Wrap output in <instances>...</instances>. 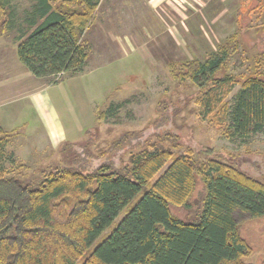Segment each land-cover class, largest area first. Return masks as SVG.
Returning <instances> with one entry per match:
<instances>
[{
    "label": "trees",
    "instance_id": "1",
    "mask_svg": "<svg viewBox=\"0 0 264 264\" xmlns=\"http://www.w3.org/2000/svg\"><path fill=\"white\" fill-rule=\"evenodd\" d=\"M34 1L26 18L30 29L17 37L21 63L52 83L83 73L89 52L83 36L101 0ZM9 6V0H0L1 36L15 26L16 12L10 8L9 17L4 15ZM236 39L203 61H174L169 69L198 88L203 116L227 125L229 136L249 137L264 130V75L222 73ZM237 85L232 102H226ZM116 108L111 103L99 110L97 120ZM15 135L0 125V264H249L243 261L250 247L237 214L264 217V183L211 149L205 150L206 161L196 163L192 154L178 153V137L167 131L157 140L168 148H143L124 168L103 162L90 170L76 158L44 169L40 180L26 181L5 169L6 161L14 162L7 148ZM128 135L116 145L124 148ZM197 175L205 187L202 211L186 221L171 207L191 208Z\"/></svg>",
    "mask_w": 264,
    "mask_h": 264
},
{
    "label": "rangeland",
    "instance_id": "2",
    "mask_svg": "<svg viewBox=\"0 0 264 264\" xmlns=\"http://www.w3.org/2000/svg\"><path fill=\"white\" fill-rule=\"evenodd\" d=\"M9 1L4 15L9 17L11 8L16 20L12 30L0 35V81L6 74H18V64L30 73L18 58L17 37L30 29L26 18L35 1ZM233 37L238 47L227 58L222 73L264 75V62L260 67L256 64L257 59L264 61V0H101L94 23L83 36L82 42L89 47L83 75L64 76L46 85L44 78L33 83L27 79L23 89L0 98L3 128L20 126L22 132L7 148L14 162L6 161L5 169L30 181L40 180L44 169L68 165L76 158L90 170L103 162L124 168L131 154L143 148H168L157 135L169 131L178 137L179 154L190 153L200 163L207 160L205 150L211 149L264 183V130L249 137L229 136L227 125L201 113L198 88L189 80L174 78L169 69L174 61H203ZM39 88L47 90L64 124L87 122L86 130L71 131L67 141L56 145L38 139L34 97H38ZM239 88L235 86L226 102H232ZM111 103L117 108L97 120L96 108L103 110ZM65 109L79 117L71 120ZM126 132L127 145L121 148L116 142ZM204 194V183L197 175L191 208L172 206V213L186 221L195 220L202 211ZM126 212H121L104 234L110 233ZM237 218L240 234L250 247L243 261L264 264V217L238 213Z\"/></svg>",
    "mask_w": 264,
    "mask_h": 264
},
{
    "label": "crops",
    "instance_id": "3",
    "mask_svg": "<svg viewBox=\"0 0 264 264\" xmlns=\"http://www.w3.org/2000/svg\"><path fill=\"white\" fill-rule=\"evenodd\" d=\"M18 67H19L18 68L19 70L17 71L18 74L13 75V73H14L13 72L12 75H11V73H9V74H6V76H2L1 81H0V98L2 96H4V94L7 95V93L12 92L15 89L16 90L23 89L25 87L24 80H25V82H27V79H29L30 82H32V83L37 82L35 80H39V79H40V81L43 80V79L38 78L36 76L34 77V75L31 73V71H30V73L32 75L19 64H18ZM79 75H83V74L81 73V74H78L75 76H70V78L72 79V78L77 77ZM24 76H25V79H24ZM64 76H69V75H64ZM46 84H53V83H50V82L46 81V79H45L44 85H46ZM41 87H43V86L41 85ZM39 90H40V93L45 94V96L39 97L41 95H40V93H38L39 94L38 97L37 98L34 97V100H35L34 106L36 105V108H37L38 114H39V119H38L39 128L37 130L38 131L37 137L39 136V134H40V136H42V137L39 136L38 139L39 138L44 139V140L50 141L56 145L57 143L67 141L68 140L67 136H68V134L71 133V131L77 130V132H80L82 130L83 131L86 130L85 125L87 122L85 124L83 122V124L81 123L79 126H78V124L76 126L69 124L70 125L69 127L67 126V124H64L61 120L62 119V117H61L62 113L59 114L57 112V110L54 108V105L52 104L53 101H51L52 100L51 97L47 94V90H43V88H39ZM96 110H97V113H96V119H97V114H98L99 108H96ZM66 111L69 113L68 115H69V118L71 120L74 119V117H79L76 114L72 113V111H68V110H66ZM91 115H92V111L91 112L89 111L88 117H91ZM84 117H86V116H84ZM91 121L92 120H90V122ZM0 125L2 127H4L1 120H0ZM4 129L7 131H11V132L16 133V135L17 134L19 135L20 133H22V132H20L21 131L20 126L13 127L10 129H6V128H4ZM15 136H13L12 139H14ZM12 139H11V141H12Z\"/></svg>",
    "mask_w": 264,
    "mask_h": 264
}]
</instances>
